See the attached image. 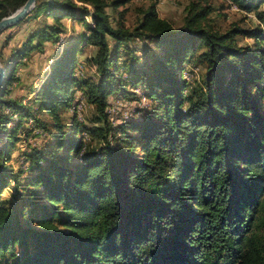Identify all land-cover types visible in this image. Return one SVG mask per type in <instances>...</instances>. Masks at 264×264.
<instances>
[{"label": "trees", "instance_id": "obj_1", "mask_svg": "<svg viewBox=\"0 0 264 264\" xmlns=\"http://www.w3.org/2000/svg\"><path fill=\"white\" fill-rule=\"evenodd\" d=\"M25 1L0 0V19ZM129 1L36 0L14 26L40 15L53 24L28 33L6 63L0 47V264H264V0H228L252 15L254 27L231 24L224 31L205 26L211 9L198 3L178 29L154 5L138 9L132 28L113 24L108 9ZM65 18L84 32L80 40H63L34 94L54 133L12 87L19 62L42 42L60 43ZM237 36L253 45H238ZM135 38L160 49L144 47L158 83L145 77L142 63L125 66L128 77L115 74L120 51L135 58L128 47ZM79 43L96 49L90 58L96 81L82 78L72 64ZM193 60L204 69L195 86L182 76ZM133 74L132 84L147 83L156 109L120 127L125 143L116 145L107 99L124 91L121 81ZM77 86L100 123L89 131L101 141L98 148L78 135L85 130L75 110L71 134L60 124L58 110L79 103ZM29 120L27 132L47 133L54 144L25 154L27 195L17 184L8 203L2 190L17 179L7 162ZM131 130L139 135H127Z\"/></svg>", "mask_w": 264, "mask_h": 264}, {"label": "rangeland", "instance_id": "obj_2", "mask_svg": "<svg viewBox=\"0 0 264 264\" xmlns=\"http://www.w3.org/2000/svg\"><path fill=\"white\" fill-rule=\"evenodd\" d=\"M192 3H198L201 6L210 7V13L208 14L207 21L205 26L212 28L214 30L224 31L231 24H238L244 28L254 27V22L250 20L251 14H247L242 10L235 7L233 4H230L228 0H131L126 4H121L116 8H109L108 13L113 24L120 23L125 25L128 28H132L136 23L138 18V9L148 7L149 5H154L157 14L160 18L167 19L174 28L178 29L183 26L184 19L188 15L187 9L191 6ZM88 21L89 18L87 19ZM66 25V32L61 33L60 43L47 41L41 43V48L33 51L29 58L24 62H19L17 64V76L19 80L15 82L12 87V95L21 97L23 105L31 106L37 117L43 119L46 122H49V127L54 133L57 131L52 128L51 118L40 111L38 107V102L35 101V90L40 87L42 82L47 78L54 61L59 54V46L67 39L80 40L81 34L84 32V28L81 23L69 18L62 20ZM43 23L53 24V21L50 18H46L44 15H40L37 19H25L22 24L13 26L7 30H3V33L0 35V47L3 46V62H7L9 58L8 54H11V49L18 47L22 42L24 37L34 30L37 27L42 26ZM4 39V40H3ZM236 42L241 46H252L253 39L249 37L237 36ZM129 49L133 52L134 59L128 56H123L119 52L120 57L117 61L118 69L116 75L118 77H128L126 74L125 66H130L131 64H146V69L144 70L146 75L145 77L150 79L152 83H158L157 78H152V70L150 65L152 64V58L149 56L144 47H151L154 53L160 54V49L154 45H151L148 41H145L141 38H135L128 43ZM264 47V44H263ZM95 48L89 44L79 43V46L75 52V59L73 61V66L76 69V72L79 74L83 73L85 79H91L93 81L97 80V75H94L91 71V62L90 58L95 53ZM196 60V59H195ZM191 61L190 63H185L184 71L182 76L186 79H189L191 85H196L195 79L202 77L201 75L204 72L202 68V63L198 61ZM152 66V65H151ZM73 69V68H72ZM133 77H136L134 74L131 81H121L120 86L124 85V91H117L112 93L108 97V107L106 112L112 127L109 134L114 135V143L116 145H123L125 142L119 141L121 138L120 133L117 130L120 127H124L127 122L141 121L148 114H153L156 109V99L155 97L148 96L149 88H147V83L140 81L137 84H132ZM80 84V82H79ZM78 85V84H77ZM261 85L264 87V78L261 80ZM75 87V95L81 98L82 89ZM158 88L153 91L158 92ZM79 103L81 104L80 108L74 109L73 107L66 109H59V120L60 124L63 127V130L67 134H71L72 127V117L75 110L78 121L79 130H85L83 132H78V135H81L82 141L91 146L98 148L100 146V140L98 136H93L89 134V131L94 129L100 123H95L94 113L95 109L88 104L87 101L80 99ZM76 119V120H77ZM31 121L29 120L25 125L23 130L20 132V140L15 144L14 148L11 150L10 160L7 162V167L12 170L13 174L17 179L15 184L12 180L8 181L7 186L2 190L1 199L7 201L8 203L13 202L12 193L14 188H19V193L21 195H27L23 189L25 183V177L29 172L28 169V160L25 156L26 153L30 151L31 148H44L49 145L54 144V138L47 133L44 134L41 131H29L31 128ZM127 135H139L136 131H127ZM124 139V138H123ZM138 154L141 153L139 147L136 149ZM61 154H64V150L60 151ZM71 164H76L77 159L71 155L70 158ZM37 203H43L42 200H38ZM27 210V208H25ZM37 212L39 208L37 207Z\"/></svg>", "mask_w": 264, "mask_h": 264}, {"label": "water", "instance_id": "obj_3", "mask_svg": "<svg viewBox=\"0 0 264 264\" xmlns=\"http://www.w3.org/2000/svg\"><path fill=\"white\" fill-rule=\"evenodd\" d=\"M36 0H26L25 3L9 16L0 19V33L8 27L16 25L21 21L33 8ZM5 76V69L0 63V84Z\"/></svg>", "mask_w": 264, "mask_h": 264}, {"label": "built area", "instance_id": "obj_4", "mask_svg": "<svg viewBox=\"0 0 264 264\" xmlns=\"http://www.w3.org/2000/svg\"><path fill=\"white\" fill-rule=\"evenodd\" d=\"M234 6H235V5H234ZM235 7H236V6H235ZM80 106H81V104L78 103L77 106H76V108H80Z\"/></svg>", "mask_w": 264, "mask_h": 264}]
</instances>
